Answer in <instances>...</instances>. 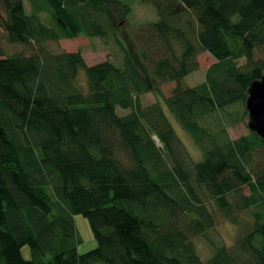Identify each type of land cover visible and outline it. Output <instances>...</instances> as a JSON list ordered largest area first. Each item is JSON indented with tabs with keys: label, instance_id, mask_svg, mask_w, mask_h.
Listing matches in <instances>:
<instances>
[{
	"label": "trees",
	"instance_id": "1",
	"mask_svg": "<svg viewBox=\"0 0 264 264\" xmlns=\"http://www.w3.org/2000/svg\"><path fill=\"white\" fill-rule=\"evenodd\" d=\"M140 1L158 18L127 24L130 38L125 0H0V264H264V139L227 128L263 76L264 0ZM80 34L114 39L122 60L51 49ZM203 52L215 61L187 85ZM168 82L198 162L162 101L141 100ZM212 202L234 224L248 209L255 220L203 259L194 238L216 226ZM77 213L98 241L86 252Z\"/></svg>",
	"mask_w": 264,
	"mask_h": 264
},
{
	"label": "rangeland",
	"instance_id": "2",
	"mask_svg": "<svg viewBox=\"0 0 264 264\" xmlns=\"http://www.w3.org/2000/svg\"><path fill=\"white\" fill-rule=\"evenodd\" d=\"M125 1L132 6V12L129 14L128 20L126 23H124L125 25L121 30L125 28L123 31L131 38L132 33L130 32L131 29L127 28L128 26L135 28L143 24V22L154 21L158 18V14L156 13L155 7L151 3H142L140 0ZM27 9L31 11L29 1H27ZM41 16L46 23L50 21V13L48 11L42 12ZM121 30L120 36L122 37ZM51 49L54 51H59V49L66 51H82L83 57L89 65L102 62V60L106 59H114L117 62L122 60L121 48L116 44L114 39H111L107 44L102 38H90L84 34H80L78 37L62 39L57 43L52 42ZM17 50H22V47L20 45H16L10 48V51ZM199 60L201 66L199 70L190 73L186 77L185 82L187 85H197L204 81L207 68L215 61L212 54L208 52L201 53ZM78 81L81 84H86L87 81L83 73L80 75ZM174 86L175 82H168L167 84L162 85L161 90L157 92H147V94L142 95L141 100L144 106L158 102V100L162 101L169 119L172 120L175 130H177L179 138L184 141L187 151H189L191 162H198L199 160L203 159L204 151L200 149L192 135H190V133L183 128L182 124L176 120L171 110L165 105L164 98L168 97V95L172 93ZM241 109L242 107L240 105H233V107L229 108L230 112H234L232 119L230 118V124L227 127L231 138L240 137L251 131L250 127H248L250 116L247 114L241 117L240 113L238 114L236 112V110ZM118 112H120V114H126L129 112V109L123 110L119 108ZM243 191L246 194L250 193L248 187H245ZM210 207L216 214V226L209 230L207 235L196 236V238H194L197 250L202 255L203 259L209 258L216 244H233L238 237L239 232L245 231L246 228L249 229V227L253 224L252 222L255 220V216L251 211L252 209L238 212L239 222L238 224H234L230 220L226 219L220 213V211H218L217 205L215 203H210ZM75 220L77 230L79 231L80 240L78 252H86L90 250V248L96 247L98 245V241L96 240L94 230H92L90 225V221L81 213H77V215H75ZM23 255L25 258H31L32 254L30 245H25L23 248ZM96 264L105 263L101 262Z\"/></svg>",
	"mask_w": 264,
	"mask_h": 264
},
{
	"label": "water",
	"instance_id": "3",
	"mask_svg": "<svg viewBox=\"0 0 264 264\" xmlns=\"http://www.w3.org/2000/svg\"><path fill=\"white\" fill-rule=\"evenodd\" d=\"M246 106L250 116L248 127L264 139V70L262 78L252 82Z\"/></svg>",
	"mask_w": 264,
	"mask_h": 264
}]
</instances>
